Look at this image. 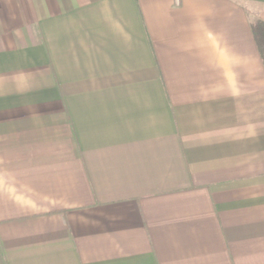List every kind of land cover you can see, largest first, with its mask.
<instances>
[{"label": "crops", "instance_id": "crops-1", "mask_svg": "<svg viewBox=\"0 0 264 264\" xmlns=\"http://www.w3.org/2000/svg\"><path fill=\"white\" fill-rule=\"evenodd\" d=\"M264 0H0V264H264Z\"/></svg>", "mask_w": 264, "mask_h": 264}, {"label": "trees", "instance_id": "trees-1", "mask_svg": "<svg viewBox=\"0 0 264 264\" xmlns=\"http://www.w3.org/2000/svg\"><path fill=\"white\" fill-rule=\"evenodd\" d=\"M252 30L264 60V21L257 20L252 23Z\"/></svg>", "mask_w": 264, "mask_h": 264}]
</instances>
